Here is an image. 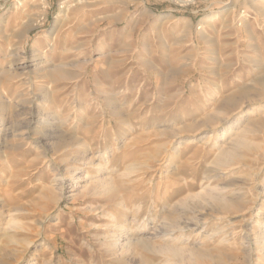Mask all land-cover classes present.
<instances>
[{
  "label": "rangeland",
  "instance_id": "rangeland-1",
  "mask_svg": "<svg viewBox=\"0 0 264 264\" xmlns=\"http://www.w3.org/2000/svg\"><path fill=\"white\" fill-rule=\"evenodd\" d=\"M0 264H264V0H0Z\"/></svg>",
  "mask_w": 264,
  "mask_h": 264
},
{
  "label": "bare ground",
  "instance_id": "bare-ground-1",
  "mask_svg": "<svg viewBox=\"0 0 264 264\" xmlns=\"http://www.w3.org/2000/svg\"><path fill=\"white\" fill-rule=\"evenodd\" d=\"M176 2H178V3H181V4H187L188 2H190L191 0H175ZM216 15L217 14H213V15H211V16H208L203 22H201V23H206V22H208V21H211L212 19H214V18H216ZM212 16H214V18L212 17ZM212 17V18H211Z\"/></svg>",
  "mask_w": 264,
  "mask_h": 264
}]
</instances>
